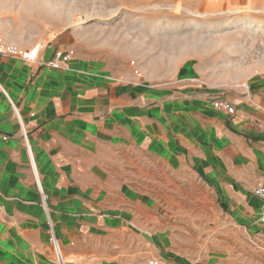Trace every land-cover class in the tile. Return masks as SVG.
I'll list each match as a JSON object with an SVG mask.
<instances>
[{
  "label": "crops",
  "instance_id": "1",
  "mask_svg": "<svg viewBox=\"0 0 264 264\" xmlns=\"http://www.w3.org/2000/svg\"><path fill=\"white\" fill-rule=\"evenodd\" d=\"M1 41L38 56H0V264H53L47 221L70 263L264 257V197L254 194L264 187V69L242 86L179 94L78 58L49 68L64 53L51 41ZM138 153L167 173H190L212 195L209 244L199 187L165 180L161 197L151 179L139 188L135 178H151L153 167L144 173ZM189 191L192 200L170 197Z\"/></svg>",
  "mask_w": 264,
  "mask_h": 264
},
{
  "label": "rangeland",
  "instance_id": "2",
  "mask_svg": "<svg viewBox=\"0 0 264 264\" xmlns=\"http://www.w3.org/2000/svg\"><path fill=\"white\" fill-rule=\"evenodd\" d=\"M7 38L21 44L51 41L91 68L131 76L155 90H225L242 86L251 73L264 69V1L0 0V40ZM138 158L144 173L146 163L153 167L147 169L151 178L139 172V188L151 186V179L155 195L161 197L165 180L199 187L207 205L200 226L202 244H209L210 226L204 217L212 195L190 173H167L160 162L146 161L140 153ZM179 195L188 201L194 193L175 192L170 197L181 199ZM46 228L51 229L48 221ZM49 239L53 264H78L64 256L62 263L51 234ZM235 260L232 264H264L263 256Z\"/></svg>",
  "mask_w": 264,
  "mask_h": 264
},
{
  "label": "built area",
  "instance_id": "3",
  "mask_svg": "<svg viewBox=\"0 0 264 264\" xmlns=\"http://www.w3.org/2000/svg\"><path fill=\"white\" fill-rule=\"evenodd\" d=\"M0 56H3V57L13 56V57H20L25 60H36L38 56V52H37V48H33L31 50H24V49H20L12 45H7L0 40ZM70 58L71 56L68 53H57L52 59H50L46 63V66L49 68H56V67H59L62 63L69 61ZM138 76L141 77L140 74ZM211 105L213 108L226 110L229 114H233L235 112V107L230 102L224 99H214L211 102ZM254 194L260 197H264V187H259L256 190H254ZM43 198L45 200L44 196ZM49 234H51V237H52V240L55 246L57 239H56L52 226L49 231ZM148 264H171V263L166 262V261H160L158 259H150L148 260Z\"/></svg>",
  "mask_w": 264,
  "mask_h": 264
},
{
  "label": "bare ground",
  "instance_id": "4",
  "mask_svg": "<svg viewBox=\"0 0 264 264\" xmlns=\"http://www.w3.org/2000/svg\"><path fill=\"white\" fill-rule=\"evenodd\" d=\"M55 249H56V253H57V257H58V259L63 263V261H64V257H63V255H62V253H61V250H60V247H59V245H58V242H56V244H55Z\"/></svg>",
  "mask_w": 264,
  "mask_h": 264
}]
</instances>
